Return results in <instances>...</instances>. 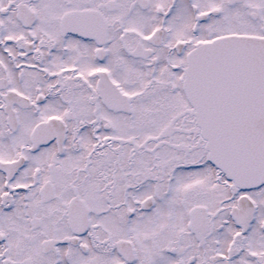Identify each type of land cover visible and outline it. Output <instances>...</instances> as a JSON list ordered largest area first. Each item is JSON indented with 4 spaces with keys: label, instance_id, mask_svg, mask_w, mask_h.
Returning a JSON list of instances; mask_svg holds the SVG:
<instances>
[{
    "label": "snow or ice",
    "instance_id": "obj_1",
    "mask_svg": "<svg viewBox=\"0 0 264 264\" xmlns=\"http://www.w3.org/2000/svg\"><path fill=\"white\" fill-rule=\"evenodd\" d=\"M0 264H264V0H0Z\"/></svg>",
    "mask_w": 264,
    "mask_h": 264
}]
</instances>
